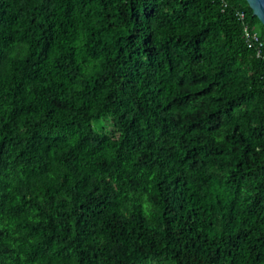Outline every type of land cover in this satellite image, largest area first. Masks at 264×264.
Segmentation results:
<instances>
[{
  "label": "trees",
  "instance_id": "1",
  "mask_svg": "<svg viewBox=\"0 0 264 264\" xmlns=\"http://www.w3.org/2000/svg\"><path fill=\"white\" fill-rule=\"evenodd\" d=\"M0 264H264L246 0H0Z\"/></svg>",
  "mask_w": 264,
  "mask_h": 264
},
{
  "label": "built area",
  "instance_id": "2",
  "mask_svg": "<svg viewBox=\"0 0 264 264\" xmlns=\"http://www.w3.org/2000/svg\"><path fill=\"white\" fill-rule=\"evenodd\" d=\"M238 15L241 18L244 17L243 12H240ZM244 35L247 46L250 48H256V56H259L261 53V47L263 46V41L259 39L256 32H249L246 26L244 28Z\"/></svg>",
  "mask_w": 264,
  "mask_h": 264
},
{
  "label": "water",
  "instance_id": "3",
  "mask_svg": "<svg viewBox=\"0 0 264 264\" xmlns=\"http://www.w3.org/2000/svg\"><path fill=\"white\" fill-rule=\"evenodd\" d=\"M250 8L252 9L253 15L264 24V0H246Z\"/></svg>",
  "mask_w": 264,
  "mask_h": 264
}]
</instances>
